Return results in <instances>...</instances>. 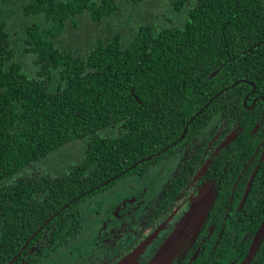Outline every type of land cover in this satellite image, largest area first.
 <instances>
[{"label": "trees", "instance_id": "1", "mask_svg": "<svg viewBox=\"0 0 264 264\" xmlns=\"http://www.w3.org/2000/svg\"><path fill=\"white\" fill-rule=\"evenodd\" d=\"M122 1L0 0V234L8 220L13 236L20 224L29 236L89 190L165 155L236 90L226 88L234 63L242 76L246 58L260 62L264 0H169L179 24L145 25L128 42L67 44L85 17L110 21ZM14 16L34 71L16 56ZM76 144L58 178L24 176ZM58 158L59 167L67 162Z\"/></svg>", "mask_w": 264, "mask_h": 264}, {"label": "flooded vegetation", "instance_id": "2", "mask_svg": "<svg viewBox=\"0 0 264 264\" xmlns=\"http://www.w3.org/2000/svg\"><path fill=\"white\" fill-rule=\"evenodd\" d=\"M257 60L245 59L242 76L234 63L226 88L236 90L165 155L89 190L29 236L27 224L13 236L6 220L0 264H118L133 254L151 264L197 200L207 212L168 264H264V50ZM50 158L24 176L56 179L70 166Z\"/></svg>", "mask_w": 264, "mask_h": 264}, {"label": "rangeland", "instance_id": "3", "mask_svg": "<svg viewBox=\"0 0 264 264\" xmlns=\"http://www.w3.org/2000/svg\"><path fill=\"white\" fill-rule=\"evenodd\" d=\"M172 6L169 0H140L136 2L134 0H123L121 9L116 17L113 19H104L100 23H94L90 20V17H85L83 23L79 28L75 27L68 33L66 38L68 45L73 47H82L86 43L95 42L97 39L112 38L120 36L123 42H128L138 29L145 25L152 23H165L167 19H174L176 23L182 21V15H177L172 11ZM21 19L14 16L11 19L10 26L13 29V42L17 46L16 56L26 64L30 71H34V62L30 54L26 52V44L22 40L23 30L21 28ZM16 25L19 28H16ZM21 35V36H20ZM80 144L72 145L67 148V151L63 150L61 153H56L51 157L49 163H56L62 157L65 160L76 158ZM53 161V162H52Z\"/></svg>", "mask_w": 264, "mask_h": 264}, {"label": "water", "instance_id": "4", "mask_svg": "<svg viewBox=\"0 0 264 264\" xmlns=\"http://www.w3.org/2000/svg\"><path fill=\"white\" fill-rule=\"evenodd\" d=\"M197 200L194 202L193 206L182 219L178 228L172 233V235L167 239L164 247L156 255L151 264H168L172 258L175 256V252L179 244L185 235L188 234L190 224H194L196 228L197 224L202 220L203 216L206 214V207H200ZM198 227V226H197ZM135 254L121 260L118 264H134Z\"/></svg>", "mask_w": 264, "mask_h": 264}]
</instances>
